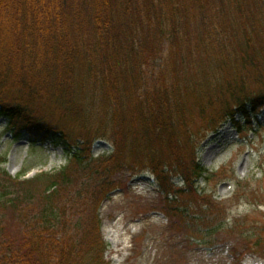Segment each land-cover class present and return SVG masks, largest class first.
Masks as SVG:
<instances>
[{
    "label": "trees",
    "instance_id": "obj_1",
    "mask_svg": "<svg viewBox=\"0 0 264 264\" xmlns=\"http://www.w3.org/2000/svg\"><path fill=\"white\" fill-rule=\"evenodd\" d=\"M158 59L159 70H144ZM249 79L264 82V0H0L7 132L55 140L71 156L59 171L23 180L0 156V264H109L99 209L125 167L147 168L170 217L200 231L211 214L186 207L207 173L192 145L195 118L197 133L228 122L254 132L264 90L247 92ZM53 104L80 133L50 121ZM99 139L114 150L93 158ZM205 223L209 234L195 240L222 225Z\"/></svg>",
    "mask_w": 264,
    "mask_h": 264
},
{
    "label": "rangeland",
    "instance_id": "obj_2",
    "mask_svg": "<svg viewBox=\"0 0 264 264\" xmlns=\"http://www.w3.org/2000/svg\"><path fill=\"white\" fill-rule=\"evenodd\" d=\"M166 44L161 48L166 49L163 55L167 58ZM158 62L160 59L144 70L151 73L152 65L159 70ZM245 85L249 93L264 90V82L249 79ZM50 106L45 113L51 122L68 124L71 132L80 133L74 120L64 119L57 105ZM195 120L192 145L207 173L193 187L199 189L187 198L194 203L186 207L190 206L199 217L205 212L211 214L208 218L214 226L222 224L221 229L214 237L195 240L193 235L201 238L209 234L205 223L209 219L197 232L183 221L172 219L149 170L133 173L125 167L109 179L116 189L99 209L107 245L104 260L109 264H264V107L253 122L254 132L247 124L238 133L228 122L217 132L197 133L202 121L199 117ZM7 128L8 120L0 116V156L6 159L1 166L13 178L22 173V180L42 172L54 173L69 164L71 156L64 144L55 140L42 144H32L26 138L14 140ZM113 150L111 140L99 139L92 147L93 158L109 156ZM187 155L189 160L191 149ZM175 183L186 186L180 178ZM203 199L212 201L214 207L208 209ZM183 202L181 199L178 203Z\"/></svg>",
    "mask_w": 264,
    "mask_h": 264
}]
</instances>
